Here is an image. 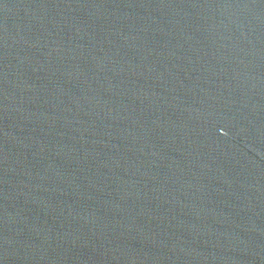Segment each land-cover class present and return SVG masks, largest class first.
Returning <instances> with one entry per match:
<instances>
[{
    "label": "water",
    "instance_id": "water-1",
    "mask_svg": "<svg viewBox=\"0 0 264 264\" xmlns=\"http://www.w3.org/2000/svg\"><path fill=\"white\" fill-rule=\"evenodd\" d=\"M0 264H264V0H0Z\"/></svg>",
    "mask_w": 264,
    "mask_h": 264
}]
</instances>
